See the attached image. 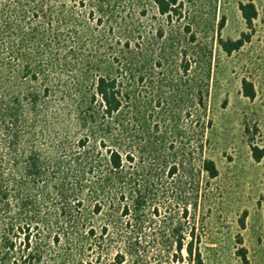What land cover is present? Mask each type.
<instances>
[{
    "label": "rangeland",
    "instance_id": "1",
    "mask_svg": "<svg viewBox=\"0 0 264 264\" xmlns=\"http://www.w3.org/2000/svg\"><path fill=\"white\" fill-rule=\"evenodd\" d=\"M44 1V8L65 2L66 12L88 14L86 1ZM249 1L258 10L250 27L240 9ZM21 2L28 8L41 4ZM89 23L95 38L88 33L94 41H86L84 35L86 52L118 40V48L126 49L130 38L129 97L112 125L115 143H107L123 152L128 177L96 215L98 226L116 222L117 229L138 235L151 264H176L165 252L172 258V230L179 225L186 241L194 231L206 264H264V153L256 159L254 150L264 151V0H181L170 16L159 13L153 0H121L113 17L104 19L112 32L106 28L101 43L103 23ZM63 29L67 37L69 27ZM243 34L250 38L239 50L228 53L220 45L221 38L237 40ZM72 66L66 80L73 82ZM244 79L252 82L255 97L245 95ZM71 123L65 115L42 123L33 140L44 151L55 137L74 149L81 134ZM107 148L97 144L98 159ZM206 159L214 160L216 177L204 169ZM138 190L149 193L139 222L133 205ZM125 204L132 210L127 215Z\"/></svg>",
    "mask_w": 264,
    "mask_h": 264
},
{
    "label": "trees",
    "instance_id": "2",
    "mask_svg": "<svg viewBox=\"0 0 264 264\" xmlns=\"http://www.w3.org/2000/svg\"><path fill=\"white\" fill-rule=\"evenodd\" d=\"M85 1L88 14L80 18L73 10L66 12L65 2L44 8L47 2L41 0L28 8L21 0L13 4L0 0V264H151L138 235L117 229L116 222L98 226L96 215L128 177L123 152L107 143H115L112 125L129 97L125 76L130 38L124 41L126 49L118 48V40L107 49L92 45V52H86L82 43L95 38L89 20L101 25L105 17H113L121 0L81 3ZM153 2L159 13L170 16L181 0ZM240 9L250 27L258 15L256 5L249 1L241 3ZM106 28L112 32V26L105 25L97 36L99 43ZM249 38L248 34L237 40L221 38L220 45L232 53ZM71 63L76 71L73 82L66 80ZM243 90L255 97L252 82L244 79ZM63 115L81 134L76 147L55 137L52 147L44 151L33 140L38 128ZM97 144L108 147L103 160L93 150ZM254 150L260 159L264 151ZM204 169L210 177L218 175L212 159L204 161ZM120 193L124 198L125 191ZM148 196L141 190L134 196L138 222ZM131 211L128 204L123 206L124 215ZM183 214L187 216V208ZM189 235L186 241L181 225L172 230L175 249L172 258L165 252L167 261L206 264L203 251L195 245L194 231ZM239 252L245 255L243 248Z\"/></svg>",
    "mask_w": 264,
    "mask_h": 264
}]
</instances>
